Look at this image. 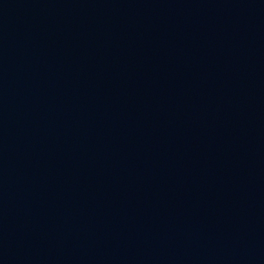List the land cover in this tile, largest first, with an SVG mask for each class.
Wrapping results in <instances>:
<instances>
[{
  "label": "water",
  "instance_id": "1",
  "mask_svg": "<svg viewBox=\"0 0 264 264\" xmlns=\"http://www.w3.org/2000/svg\"><path fill=\"white\" fill-rule=\"evenodd\" d=\"M0 264H264V0H0Z\"/></svg>",
  "mask_w": 264,
  "mask_h": 264
}]
</instances>
